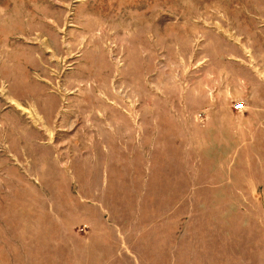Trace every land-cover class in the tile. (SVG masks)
Wrapping results in <instances>:
<instances>
[{"label": "rangeland", "instance_id": "obj_1", "mask_svg": "<svg viewBox=\"0 0 264 264\" xmlns=\"http://www.w3.org/2000/svg\"><path fill=\"white\" fill-rule=\"evenodd\" d=\"M0 264H264V0H0Z\"/></svg>", "mask_w": 264, "mask_h": 264}, {"label": "crops", "instance_id": "obj_2", "mask_svg": "<svg viewBox=\"0 0 264 264\" xmlns=\"http://www.w3.org/2000/svg\"><path fill=\"white\" fill-rule=\"evenodd\" d=\"M238 114V113H236ZM220 130L222 134L224 131H228L230 135H227L230 139L228 142H213L212 143V153L216 154L219 153V155L225 156L222 158V160H218L216 165L212 166L213 169H216L220 173L216 176L218 177H231L234 176V174H229L227 171L230 169H239L244 170L247 168L248 165H245V163H248L251 161H254V158L251 155L250 148L254 145H260V140L253 141L250 139V129L246 128L244 125H238V124H232L229 122H224L219 124ZM247 133H249L248 138H246ZM222 134H218L220 137H222ZM246 141L245 142V139ZM205 147L208 146V144H203ZM227 147L223 149H217V147ZM247 148V149H245ZM203 150V149H202ZM190 151H193L190 149ZM195 151V150H194ZM197 154H203V151H195ZM211 152V151H210ZM233 156V158H232ZM230 157V158H229ZM232 161V164L229 166L228 162ZM246 174H240V177H244Z\"/></svg>", "mask_w": 264, "mask_h": 264}, {"label": "built area", "instance_id": "obj_3", "mask_svg": "<svg viewBox=\"0 0 264 264\" xmlns=\"http://www.w3.org/2000/svg\"><path fill=\"white\" fill-rule=\"evenodd\" d=\"M232 109L235 113H242L245 109V104L243 102L236 103L232 106Z\"/></svg>", "mask_w": 264, "mask_h": 264}]
</instances>
